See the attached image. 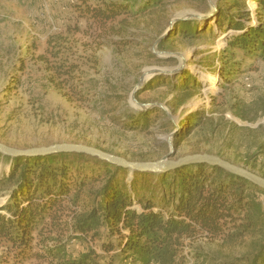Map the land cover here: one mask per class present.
I'll return each mask as SVG.
<instances>
[{
    "label": "rangeland",
    "instance_id": "obj_1",
    "mask_svg": "<svg viewBox=\"0 0 264 264\" xmlns=\"http://www.w3.org/2000/svg\"><path fill=\"white\" fill-rule=\"evenodd\" d=\"M75 1L0 0V141L17 148L85 143L131 160L159 159L170 150L167 136L175 129L166 111L160 108L150 114L148 127L141 124L133 129L128 124L135 119L126 114L157 107H134L131 92L144 71L173 69L181 62L178 53H183L193 69L171 77L155 74L140 90L138 100L163 103L177 117L182 138L176 157L214 153L264 176L262 154L246 164L254 151L264 152L260 148L264 145V57L229 47L232 35L245 31L234 26L237 20L245 25L260 24L261 16L264 20L258 0H213L215 20L195 16L212 10L208 0H165L164 7L147 8L141 3L133 8L137 14L121 13L105 27L75 13L70 7ZM173 18L176 21L169 34L160 39ZM183 18L196 30L185 33ZM68 25L79 26L80 31L67 33ZM56 34L62 36L59 45L52 47L49 40ZM156 41L155 50L163 52L160 56L153 53ZM58 49L61 53L56 58L49 53ZM63 54L79 66L68 83L71 88L90 87L85 99L79 100L78 94L70 98L65 94L68 87L62 88L60 79L53 78L49 67L59 63ZM215 74L218 83L216 77L211 78ZM200 78L216 79L208 86L211 92ZM194 113L198 114L191 119ZM237 120L258 125H240ZM234 126L243 129L232 130ZM172 140L175 142V136ZM0 166L1 174L9 170L10 163L1 160ZM128 178L127 172L125 180L131 183L134 179ZM148 178L156 183L158 175ZM156 192L162 193L159 187ZM11 193L12 189H0V210ZM135 207L141 209L139 204ZM102 243L96 238L87 245L101 251ZM113 243L118 246L119 242L114 239ZM247 243L198 236L185 246L187 253H204L208 259L204 264H223L240 256ZM2 246L0 243V264H6L2 263L7 254ZM71 246L80 250L84 245L74 241ZM193 261L189 264H203L201 259Z\"/></svg>",
    "mask_w": 264,
    "mask_h": 264
},
{
    "label": "trees",
    "instance_id": "obj_2",
    "mask_svg": "<svg viewBox=\"0 0 264 264\" xmlns=\"http://www.w3.org/2000/svg\"><path fill=\"white\" fill-rule=\"evenodd\" d=\"M141 3L146 8L166 5L165 0H77L70 7L79 16L92 18V24L105 27L121 13L137 14L133 8ZM258 3L264 10V0ZM262 17L254 26L237 20L235 27L248 29L232 35L229 47L251 55L259 52L264 57ZM181 26L185 33L196 30L187 20ZM78 31L76 25L65 29L67 33ZM61 36H52L49 44L55 47ZM49 53L56 58L61 51ZM41 59L50 62L47 56ZM228 65L226 62L223 67L225 75ZM49 69L55 74L53 78L63 83L62 88L68 87L65 94L70 98L77 94L79 100L87 97L90 87L77 90L68 84L79 70L69 55L63 54L60 62ZM159 111L156 107L127 112L135 119L128 128L141 124L148 127L150 114ZM238 129L243 127H232ZM181 135L179 131L175 136L177 146ZM261 154L264 156V152L254 151L246 164ZM1 160L10 163V168L0 174V189H12L0 210V243L7 253L2 263L189 264L191 259H201L204 264L206 255L199 251L187 253L185 245L187 240L206 236L224 241L248 240L240 256L223 264H264V190L218 166H184L158 175L156 183L148 177L157 174L136 172L128 183L126 169L83 153L16 157L0 153ZM158 187L161 194L156 192ZM96 238L103 241L101 251L87 245ZM73 241L81 242L83 248L76 250L71 246Z\"/></svg>",
    "mask_w": 264,
    "mask_h": 264
},
{
    "label": "water",
    "instance_id": "obj_3",
    "mask_svg": "<svg viewBox=\"0 0 264 264\" xmlns=\"http://www.w3.org/2000/svg\"><path fill=\"white\" fill-rule=\"evenodd\" d=\"M210 4H212V10L208 13L204 14H196V18L200 19H211L215 18V13L217 11V6L215 5V1L208 0ZM184 20L187 18H183ZM176 19H172L170 21V25L168 29L164 32V34L161 36L160 39L165 38L170 30L173 27L174 22ZM256 22H251L250 25H256ZM247 30V29H245ZM222 32V30H221ZM245 31H241L243 33ZM239 34V33H238ZM225 36L228 35V33L224 34ZM159 41V39H158ZM156 41L153 46V53L157 55H161L163 52L156 51L155 47L158 43ZM166 54V53H165ZM181 57L180 64L169 70H147L144 71L142 76L140 77L138 83L135 85L134 89L131 92L130 102L134 107H139L142 110H147L150 107L157 106L163 110L166 111L169 118L172 120V122L175 125V129L173 132H171L167 136V141L170 146V150L161 158L156 160H131L124 156L106 151L102 148L85 144V143H76V142H61V143H54L50 144L48 146H39V147H32V148H17L14 146H10L8 144H5L4 142L0 141V153L5 156L10 157H16V156H39V155H48L53 153H59V152H77V153H83L89 156L97 157L102 161L109 162L115 166L122 167L127 170L128 172V179L132 180L134 178V174L137 173H154L157 175L167 173L171 170H176L178 168L194 165V164H208L210 166H218L220 168H223L227 172L234 174L236 176L243 177L253 184L259 186L264 190V176L251 170L247 165H240L233 161H230L220 155L209 153V152H194L191 154H186L183 156L177 155V144L173 142V137L176 136L178 133L180 126L177 121V117L173 116L169 109L165 106L163 103H143L140 102L137 98V93L145 86V84L148 82L149 79H151L155 74L162 73L166 76H174L178 72H183L187 69H193L192 66H189L188 58L186 54L178 53ZM167 55L170 56L171 52H167ZM194 73V72H193ZM212 77H216L215 75H211ZM200 81L202 83H206L205 89L208 90V92H211L209 90L210 84L214 82L213 79H209L208 81H204L200 78ZM208 84V85H207ZM240 125H249L256 127L258 123L251 124L247 122H243L241 120H237ZM176 157V158H175ZM1 171V169H0Z\"/></svg>",
    "mask_w": 264,
    "mask_h": 264
},
{
    "label": "built area",
    "instance_id": "obj_4",
    "mask_svg": "<svg viewBox=\"0 0 264 264\" xmlns=\"http://www.w3.org/2000/svg\"><path fill=\"white\" fill-rule=\"evenodd\" d=\"M92 1H95V0H92ZM215 76H216V79H217L216 82L218 83V82H219V81H218V74H215ZM216 79H215V80H216ZM215 80H214V81H215ZM73 242H74V241H73ZM73 242H72V243H73Z\"/></svg>",
    "mask_w": 264,
    "mask_h": 264
},
{
    "label": "bare ground",
    "instance_id": "obj_5",
    "mask_svg": "<svg viewBox=\"0 0 264 264\" xmlns=\"http://www.w3.org/2000/svg\"><path fill=\"white\" fill-rule=\"evenodd\" d=\"M225 34V33H224ZM225 36V35H224ZM147 71V70H146Z\"/></svg>",
    "mask_w": 264,
    "mask_h": 264
}]
</instances>
